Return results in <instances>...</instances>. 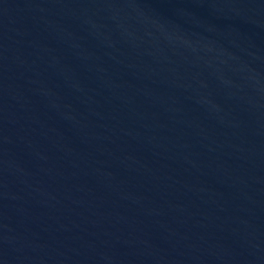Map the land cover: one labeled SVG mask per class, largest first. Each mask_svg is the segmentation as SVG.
<instances>
[{
  "label": "water",
  "instance_id": "obj_1",
  "mask_svg": "<svg viewBox=\"0 0 264 264\" xmlns=\"http://www.w3.org/2000/svg\"><path fill=\"white\" fill-rule=\"evenodd\" d=\"M0 264H264V0H0Z\"/></svg>",
  "mask_w": 264,
  "mask_h": 264
}]
</instances>
